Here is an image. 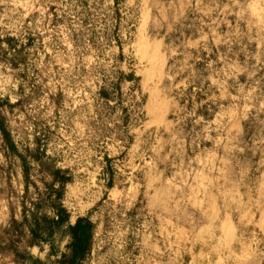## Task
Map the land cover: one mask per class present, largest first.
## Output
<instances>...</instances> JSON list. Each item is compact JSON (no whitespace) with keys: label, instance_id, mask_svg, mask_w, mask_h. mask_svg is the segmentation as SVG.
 <instances>
[{"label":"rangeland","instance_id":"obj_1","mask_svg":"<svg viewBox=\"0 0 264 264\" xmlns=\"http://www.w3.org/2000/svg\"><path fill=\"white\" fill-rule=\"evenodd\" d=\"M0 123V264H61L56 204L82 264L264 249V0H0Z\"/></svg>","mask_w":264,"mask_h":264},{"label":"trees","instance_id":"obj_2","mask_svg":"<svg viewBox=\"0 0 264 264\" xmlns=\"http://www.w3.org/2000/svg\"><path fill=\"white\" fill-rule=\"evenodd\" d=\"M0 132L6 137V131L1 123ZM58 175V172H55L54 182L56 183L59 180L61 186L65 185L68 179L65 177L60 178ZM52 213L54 215L52 218L42 219L32 214L31 243L50 244L58 234L61 241H68L66 245L67 253L61 252V259L58 263L82 264L81 262L89 256L91 251L92 241L94 240L93 224L87 217H78L72 224L69 221L67 211L57 204L52 206ZM54 251L53 246L52 252L55 253ZM28 259L39 263L38 260H33L31 257H28Z\"/></svg>","mask_w":264,"mask_h":264},{"label":"crops","instance_id":"obj_3","mask_svg":"<svg viewBox=\"0 0 264 264\" xmlns=\"http://www.w3.org/2000/svg\"><path fill=\"white\" fill-rule=\"evenodd\" d=\"M225 240L215 226L206 228L202 232L199 231V251L190 254L187 264H264V249L259 251L260 254L254 256L251 254L248 257L244 252L236 251L231 242ZM145 251L146 248L143 252ZM139 258L144 261L143 264H162L144 256V253Z\"/></svg>","mask_w":264,"mask_h":264},{"label":"bare ground","instance_id":"obj_4","mask_svg":"<svg viewBox=\"0 0 264 264\" xmlns=\"http://www.w3.org/2000/svg\"><path fill=\"white\" fill-rule=\"evenodd\" d=\"M143 24H144V23H143ZM143 28H144V27H143ZM144 43H145V42H144ZM144 45H145V44H144ZM145 46H146V45H145ZM143 47H144V46H143ZM142 53H143V52H142ZM155 54H156V53H155ZM145 57H146V56H145ZM145 57H144V58H145ZM141 58H142V56H141ZM140 61H141V60H140ZM147 61H148V60H147ZM152 64H153V63H152ZM159 64H160V63H159ZM154 69H155V68H154ZM152 70H153V69H152ZM149 71H150V70H149ZM144 73H145V72H144ZM150 73H151V72H150ZM159 73H160V72H159ZM145 78H146V77H145ZM153 90H154V89H153ZM151 92H152V91H151ZM151 96H152V95H151ZM152 98H153V97H150V99H152ZM152 101H153V100H150V102H149V106H148V107H149L150 109L152 108V107H151V106H152ZM153 103L156 104V102H153ZM157 105H158V104H157ZM155 107H156V106H155ZM159 107H160V106H159ZM166 107H167V106H166ZM149 108H148V109H149ZM153 110H154V109H153ZM153 110H151V111H153ZM155 110H156V109H155ZM146 111H147V110H146ZM160 111H161V110H160ZM155 113H157V112H155ZM157 114L160 115V113H157ZM152 115H153V114H152ZM152 115H151V116H152ZM160 118H161V117H159V119H160ZM155 119H156V118H155ZM155 119H154V120H155ZM155 121L157 122V120H155ZM158 121H159V120H158ZM152 124H153V123H152Z\"/></svg>","mask_w":264,"mask_h":264}]
</instances>
